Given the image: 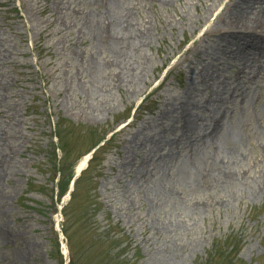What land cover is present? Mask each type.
Masks as SVG:
<instances>
[{"label": "rangeland", "instance_id": "rangeland-1", "mask_svg": "<svg viewBox=\"0 0 264 264\" xmlns=\"http://www.w3.org/2000/svg\"><path fill=\"white\" fill-rule=\"evenodd\" d=\"M96 2L0 0V143L9 153L0 158V264H66L61 240L72 264H264V140L255 133L242 147L247 181L200 192L195 201L212 203L200 211L173 209L185 224L176 237L155 229L147 189L128 199L135 169L126 163L162 155L152 141L142 152L133 145L145 130L173 135L162 108L173 99L184 105L188 83L204 81L207 54L235 35V0L134 1L136 21L151 32L141 50L146 71L111 92L86 66L101 44L82 20ZM263 15L259 8L248 18ZM225 74L241 80L245 72L230 65ZM260 84L262 106L264 75ZM95 149L71 198V181ZM223 245L234 253L223 255Z\"/></svg>", "mask_w": 264, "mask_h": 264}, {"label": "bare ground", "instance_id": "bare-ground-1", "mask_svg": "<svg viewBox=\"0 0 264 264\" xmlns=\"http://www.w3.org/2000/svg\"><path fill=\"white\" fill-rule=\"evenodd\" d=\"M98 1L90 19H82L94 39L101 42L97 51L86 58V66L103 81V89L111 92L123 83L141 80L147 64L145 58L141 59V50L151 32L147 25L135 19L133 2L136 0H108L105 6L99 5ZM153 1L169 4L175 0ZM235 3L233 21L229 25L234 28L235 35L232 30L228 31L224 36L225 45H217L207 54L204 61L207 67L199 75L204 81L188 83L192 90L184 105L179 106L173 99L162 108V119L175 121L173 135L166 137L160 130L154 136L152 131L145 130L144 137H138L132 147L142 152L152 141L156 146L160 144L162 155L156 157L151 150L145 153L143 163H126L131 172L135 169L129 191L132 195L128 199L136 198L133 194L141 196L147 189L150 204L158 210L154 227L171 239L185 227L183 222L170 215L172 210L200 211L212 205L208 200H194L200 192L247 181L245 166L249 167L250 163L242 166L247 158L243 150L246 139L255 133L264 140V104L261 106L255 98V90L260 88L264 75L263 58L260 60L256 48V45L264 47V15L257 22L248 18L250 13L264 9V0H235ZM255 61L259 62L257 67ZM230 65L237 67V73L245 72L243 79L237 78L236 74L226 77V67ZM207 90L212 92L208 97L205 96ZM164 123L162 120L161 124ZM150 135L153 139H149ZM2 138L0 135V141ZM0 158L7 161L9 158L1 143ZM85 164L86 161L80 169ZM2 174L0 170V178ZM220 200L224 201L223 198Z\"/></svg>", "mask_w": 264, "mask_h": 264}, {"label": "trees", "instance_id": "trees-1", "mask_svg": "<svg viewBox=\"0 0 264 264\" xmlns=\"http://www.w3.org/2000/svg\"><path fill=\"white\" fill-rule=\"evenodd\" d=\"M80 180H81V178L77 180V182H76V188H77V184L79 183ZM96 240H99V241L105 243L104 240L98 238L97 236H96ZM225 245H226V244H225ZM225 245H223V248L225 247ZM225 249H226V252H222V249H221V250H220L221 253H223V255H226V254H227L228 256H230V255H232V254L234 253V251H235V246H228V247H225ZM114 258H116V261L119 262L118 257L115 256Z\"/></svg>", "mask_w": 264, "mask_h": 264}]
</instances>
